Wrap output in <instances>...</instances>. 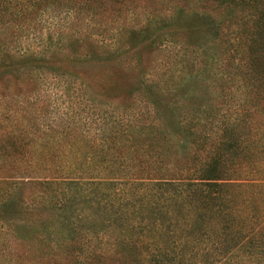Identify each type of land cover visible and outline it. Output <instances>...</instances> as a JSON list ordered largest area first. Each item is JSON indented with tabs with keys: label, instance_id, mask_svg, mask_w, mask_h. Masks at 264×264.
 <instances>
[{
	"label": "trees",
	"instance_id": "trees-1",
	"mask_svg": "<svg viewBox=\"0 0 264 264\" xmlns=\"http://www.w3.org/2000/svg\"><path fill=\"white\" fill-rule=\"evenodd\" d=\"M44 27L88 42L69 61L119 59L108 89L128 102L74 114L87 80L51 65ZM8 67L42 90L0 146V203L26 213L6 234L79 264H264V0H0ZM84 167L105 175L66 174Z\"/></svg>",
	"mask_w": 264,
	"mask_h": 264
},
{
	"label": "rangeland",
	"instance_id": "rangeland-1",
	"mask_svg": "<svg viewBox=\"0 0 264 264\" xmlns=\"http://www.w3.org/2000/svg\"><path fill=\"white\" fill-rule=\"evenodd\" d=\"M162 3H159L157 7L160 10H165V7L161 6ZM138 20H143L144 15L139 13L138 14ZM134 21L132 19L130 22ZM46 29L44 27L40 31L43 32ZM40 32V33H41ZM50 34L52 36L53 44L50 45L51 52L57 53V57L63 56L64 59L63 62L54 61V64H51L53 67L56 68L59 67L60 70L66 71L68 73H71L73 75H76L77 78L83 79L86 81L88 87H82L85 89V94L81 95L79 100L76 101L77 104L73 107L74 114L77 115H83L85 117H93L97 114H105L108 116V112L112 111L111 107L118 106V104H124L127 101V97L125 95H122L120 97H117V92L113 90H109L108 86L109 80L113 81L116 77H118V67L120 65L118 64L119 59H115L110 62H80V60H73L69 61L73 56L81 57L84 56L85 53H87L88 45L86 43L82 44L83 46H77L75 49L69 48L68 44L65 43L61 46L60 39L58 35H53L51 31H44V35L47 36ZM99 36H93L92 39H96ZM68 41L70 39L68 38ZM121 45L124 43V38L121 40ZM120 45V46H121ZM104 46V45H103ZM37 47L33 45L30 50H36ZM31 53V52H30ZM11 55H16L15 53H11ZM8 58L12 57H6V60ZM85 58V57H84ZM124 59V56L121 57ZM17 59V58H14ZM49 59V58H47ZM46 64V63H45ZM47 65V64H46ZM125 67L127 66L126 63H124ZM46 67V66H45ZM31 71L36 72L31 67H8L4 69H0V146L3 144V141L6 137L7 132H12L14 130V127H16V117L14 116V113L12 110H15L16 106V99H22L25 98L26 93L30 92H38L41 94L42 87L39 86V79L36 77L33 81H29L26 83L29 76H31ZM46 73L49 76L54 75L51 70L46 69ZM95 74V75H94ZM89 76H95V77H88ZM97 75H100L101 78H98ZM46 78V77H45ZM50 80V79H49ZM49 83V82H47ZM42 86V85H41ZM45 87V85H44ZM52 87V86H50ZM80 87V86H79ZM49 88V86H48ZM81 89V87H80ZM50 90V88H49ZM48 90H45L42 92L43 95L47 97ZM108 95V96H101V95ZM182 96V92L179 93ZM192 94H189L191 96ZM84 96V98H82ZM96 96L97 98H106L110 99V102H102L101 104L94 105L93 103H96L92 97ZM78 99V98H77ZM183 101V100H182ZM54 102V101H53ZM186 102H182L179 104L181 107L185 105ZM48 104L46 106L45 110L41 111V115L44 116L46 119L43 123L45 126H49L51 124V120L54 116L55 118L59 116V114L56 112L55 107L53 104H50L48 101ZM187 104V103H186ZM101 110V111H98ZM10 135V134H9ZM41 141H38L40 143ZM9 160V158H6V161ZM5 162V156H3V150L0 147V168L3 167ZM4 169H1L0 175L3 174L2 172ZM99 173L98 170L93 168H87L84 167L79 172H71L67 171L66 174L68 175H74V176H88L90 174H96L99 176H103L105 174H97ZM26 187V186H25ZM8 191H12L13 188H7ZM28 193V191H26ZM9 194V193H7ZM7 197V196H6ZM2 199V198H0ZM17 199V198H16ZM1 202V201H0ZM14 204H7L4 207L2 206V203H0V210H4L7 213H0V218L3 215L8 220H17V217L22 218L25 217L26 213L25 211H18ZM3 221L0 219V264H79V261L82 260L79 259L76 260L74 257H67L66 259H63L64 256H55L53 254L47 253H39L34 252L35 247L33 242L35 240H32L31 238H25L23 240L17 239V236L15 233L12 232V228L9 226L8 234L5 233L4 227H2ZM5 224V223H3ZM39 250V249H38ZM197 264V263H196Z\"/></svg>",
	"mask_w": 264,
	"mask_h": 264
}]
</instances>
